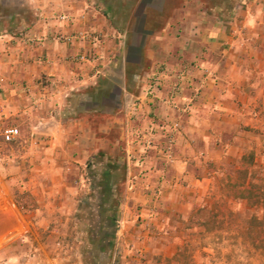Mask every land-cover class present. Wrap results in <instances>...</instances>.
I'll return each instance as SVG.
<instances>
[{"label": "rangeland", "instance_id": "obj_1", "mask_svg": "<svg viewBox=\"0 0 264 264\" xmlns=\"http://www.w3.org/2000/svg\"><path fill=\"white\" fill-rule=\"evenodd\" d=\"M146 2L167 5L171 16L179 0ZM198 2L211 11L209 18L227 21L245 4ZM259 3L264 0L254 10ZM219 5L223 11L217 14ZM149 16L156 19L158 14ZM34 18L27 0H0L1 28ZM140 19L142 15L128 26L95 79L102 96L95 93L99 146L84 143L89 147L83 149L82 143L66 140L45 149L48 143L40 138L31 141L27 125L17 127L19 134L9 143L0 138V264H264V198L247 205L222 192L226 176L242 161L245 181L257 184L264 196V28L255 36H242L247 77L235 100L239 121L231 134L219 135L222 145L234 137L240 159L226 165L200 158L191 179L178 174L172 188L139 189L131 184L143 177L146 151L164 150L154 136L147 145L144 139L135 141L138 120L125 126L123 119L126 101H135L126 99L124 90L137 94L144 76L159 71L153 61L158 52L147 44ZM86 99L84 104L91 105ZM107 112L123 122H113ZM164 155L155 154L153 162L168 168L170 157Z\"/></svg>", "mask_w": 264, "mask_h": 264}, {"label": "crops", "instance_id": "obj_2", "mask_svg": "<svg viewBox=\"0 0 264 264\" xmlns=\"http://www.w3.org/2000/svg\"><path fill=\"white\" fill-rule=\"evenodd\" d=\"M257 1L244 0L237 7V17L227 21L222 16L209 18L211 11L197 5L198 0H179L171 16L167 5L155 7L146 0H27L34 20L0 27V128L27 125L31 141L40 138L48 143L45 149L66 140L82 143L83 149L84 143L99 146L96 143L102 138L95 134L93 121L98 106L95 93L98 99L102 96L95 79L103 74L104 61L115 55L128 26L131 29L142 15L139 27L146 31L151 51L158 52L153 61L162 80L153 97L144 96L148 75L137 94L124 90L126 99L135 100L126 101L125 126L137 119L135 141L154 136L160 139L159 146L163 128L176 122L179 129L173 133L169 167L153 162L155 154L165 152L150 147L142 162L143 177L131 187L172 188L176 175L194 177L200 158L231 165L241 157L240 145L233 143V136V142L222 145L219 135L231 134L239 121L235 100L247 77L242 36H255L264 28L259 24L264 22V4L254 10ZM222 9L215 7L217 14ZM151 13L159 19H152ZM78 30L100 33L96 47L101 57L96 61L70 62L68 57L87 45L55 39ZM161 61L165 62L161 65ZM176 72H182V78ZM172 83H178L176 90ZM86 98L91 105L84 104ZM107 113L113 122H123L121 116Z\"/></svg>", "mask_w": 264, "mask_h": 264}, {"label": "built area", "instance_id": "obj_3", "mask_svg": "<svg viewBox=\"0 0 264 264\" xmlns=\"http://www.w3.org/2000/svg\"><path fill=\"white\" fill-rule=\"evenodd\" d=\"M60 19H66V16L60 15ZM100 33L95 31H89V30H78L73 33L64 35V36H57L55 37L56 41H62L66 44H74L79 41L87 45L86 48H83L82 50L70 55L68 58L70 61L81 63V64H89L93 61H96L99 59V56L97 54V47L96 43L100 40ZM177 78H182V72H176ZM158 72L152 73L148 78L147 82L144 88V96L147 97H153L155 93L158 91L159 86L161 85V80ZM178 86V83H173L171 86L173 90H176ZM179 127L176 122L172 123L170 126H168L166 129L163 128L164 131L163 135V152L167 156L170 155V149L171 145L173 143V133L178 131ZM19 134L18 128L14 125H6L0 128V138L2 142L9 143L13 141ZM145 144L150 143V137H144Z\"/></svg>", "mask_w": 264, "mask_h": 264}, {"label": "trees", "instance_id": "obj_4", "mask_svg": "<svg viewBox=\"0 0 264 264\" xmlns=\"http://www.w3.org/2000/svg\"><path fill=\"white\" fill-rule=\"evenodd\" d=\"M246 164L240 162L237 168H235V173L233 175H228L223 183L222 192L231 197L242 199L247 205H252L255 202L262 200L264 198L261 193V189L257 184L245 181ZM117 204V201L115 205ZM114 213L111 219L114 221ZM115 223V222H114Z\"/></svg>", "mask_w": 264, "mask_h": 264}]
</instances>
